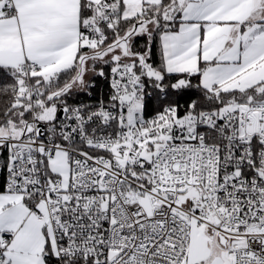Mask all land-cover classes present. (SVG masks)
Segmentation results:
<instances>
[{"label":"snow or ice","instance_id":"1","mask_svg":"<svg viewBox=\"0 0 264 264\" xmlns=\"http://www.w3.org/2000/svg\"><path fill=\"white\" fill-rule=\"evenodd\" d=\"M0 264H264V0H0Z\"/></svg>","mask_w":264,"mask_h":264}]
</instances>
